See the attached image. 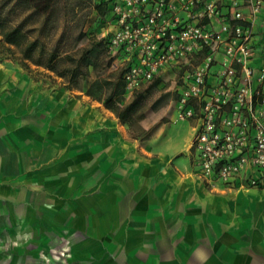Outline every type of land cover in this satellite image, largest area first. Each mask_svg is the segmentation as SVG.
I'll use <instances>...</instances> for the list:
<instances>
[{
    "label": "crops",
    "instance_id": "crops-1",
    "mask_svg": "<svg viewBox=\"0 0 264 264\" xmlns=\"http://www.w3.org/2000/svg\"><path fill=\"white\" fill-rule=\"evenodd\" d=\"M254 31L261 52L264 6ZM3 85L0 231L28 238L30 249L0 263L46 264L43 252L58 247L61 264H264V187L202 176L194 119L91 136L65 115L43 126Z\"/></svg>",
    "mask_w": 264,
    "mask_h": 264
},
{
    "label": "built area",
    "instance_id": "built-area-1",
    "mask_svg": "<svg viewBox=\"0 0 264 264\" xmlns=\"http://www.w3.org/2000/svg\"><path fill=\"white\" fill-rule=\"evenodd\" d=\"M107 1L113 31L106 43L112 66L125 62V98L184 70L174 112L196 121L199 173L232 187H264V49L253 44L264 0Z\"/></svg>",
    "mask_w": 264,
    "mask_h": 264
},
{
    "label": "rangeland",
    "instance_id": "rangeland-1",
    "mask_svg": "<svg viewBox=\"0 0 264 264\" xmlns=\"http://www.w3.org/2000/svg\"><path fill=\"white\" fill-rule=\"evenodd\" d=\"M104 0H62L66 6L59 12L56 20L41 27L38 22L39 35L48 50L58 48L61 60L58 68L53 70L43 65L30 62L26 67L21 63L19 49L4 41L0 33V78H3L6 100L19 104L20 110L35 116L42 121L43 126H61L55 124L65 115L72 120L73 125L84 126L86 135L99 136L95 132H103L109 126L128 125L132 136H139L142 131L162 126L165 123L179 122L173 118L174 105L177 99L175 87L184 70H171L161 76L157 86L146 84L139 90H144L145 102L136 114V119L124 118L122 111L132 96L124 98L119 91L118 80L124 73V61L116 60L118 66H112L113 57L109 52L106 40L113 31L112 23L104 13L94 5L103 4ZM14 2L8 4L12 7ZM74 7V11L70 10ZM11 14L13 21H21L27 12L16 11ZM17 19V20H16ZM79 36L78 39H76ZM256 48V46L254 45ZM82 57L84 74L69 72V67L75 66L71 56ZM198 63V60H194ZM67 68V69H66ZM3 69V72H2ZM107 79L103 90V98L89 94L91 84L96 79ZM18 96V97H15ZM107 99V100H106ZM124 113V112H123ZM193 122V119H189ZM104 136V134L102 135ZM28 238L19 239L13 229L0 231V259L13 254L28 252ZM58 247L43 252L46 264H61L62 256ZM57 259V263L52 258ZM3 263V262H2ZM0 263V264H2Z\"/></svg>",
    "mask_w": 264,
    "mask_h": 264
},
{
    "label": "trees",
    "instance_id": "trees-1",
    "mask_svg": "<svg viewBox=\"0 0 264 264\" xmlns=\"http://www.w3.org/2000/svg\"><path fill=\"white\" fill-rule=\"evenodd\" d=\"M62 0H0V33L3 35L4 41L10 45H13L19 49L21 63L29 67L30 62L43 65L53 70H60L65 74V69L58 68V63L61 60V53L58 48L48 50L44 41H41L39 35H35V31L38 30L37 22L41 24L42 28L56 20L59 12L65 9L66 6L60 4ZM14 2L12 7L7 6L9 3ZM104 15L108 10V1L104 0L103 4L94 5ZM70 10L74 11V7ZM19 11L21 13L27 12V15L18 22L13 21L11 14H16ZM17 20V19H16ZM79 36L76 38L78 39ZM72 60L77 62L75 66L67 69L69 72L76 74H84L82 71L83 61L82 57H77L75 54L71 56ZM161 77H157L149 86H157L161 83ZM109 83L107 79H96L91 84L89 94L98 96L99 99L103 98V90L106 84ZM118 86L120 88L119 93L124 96L125 82L121 77L118 80ZM144 90L136 92L134 97L128 101L125 105V109L122 111L124 118L131 117L136 119V114L145 102ZM107 100V99H106ZM124 112V113H123Z\"/></svg>",
    "mask_w": 264,
    "mask_h": 264
}]
</instances>
